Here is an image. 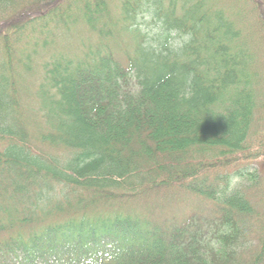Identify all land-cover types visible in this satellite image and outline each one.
I'll return each mask as SVG.
<instances>
[{"label": "trees", "instance_id": "16d2710c", "mask_svg": "<svg viewBox=\"0 0 264 264\" xmlns=\"http://www.w3.org/2000/svg\"><path fill=\"white\" fill-rule=\"evenodd\" d=\"M0 264H264V0H0Z\"/></svg>", "mask_w": 264, "mask_h": 264}, {"label": "rangeland", "instance_id": "374dc122", "mask_svg": "<svg viewBox=\"0 0 264 264\" xmlns=\"http://www.w3.org/2000/svg\"><path fill=\"white\" fill-rule=\"evenodd\" d=\"M141 17L142 16H140L138 19H140ZM142 23V29H144L146 32L148 31L149 34L150 32L153 33L154 28L150 18L145 19ZM121 56H119V58H121ZM256 152L257 151L253 149V153ZM256 166L257 165L255 163L251 165L252 168ZM186 197L187 199L185 201V205H182V203L179 202L177 204V207H175V210L173 209V215L177 216L178 218L181 214L188 216L194 211L199 217L201 225L205 226L207 224L206 222L212 221L214 215L212 203L191 195H187ZM157 215L162 217L161 210L157 211Z\"/></svg>", "mask_w": 264, "mask_h": 264}, {"label": "clouds", "instance_id": "9594fccd", "mask_svg": "<svg viewBox=\"0 0 264 264\" xmlns=\"http://www.w3.org/2000/svg\"><path fill=\"white\" fill-rule=\"evenodd\" d=\"M190 38H191L190 35H188L184 37V40L187 41V40H190Z\"/></svg>", "mask_w": 264, "mask_h": 264}]
</instances>
